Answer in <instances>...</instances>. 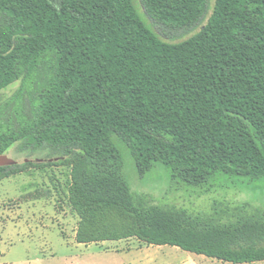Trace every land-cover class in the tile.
<instances>
[{
	"label": "trees",
	"instance_id": "1",
	"mask_svg": "<svg viewBox=\"0 0 264 264\" xmlns=\"http://www.w3.org/2000/svg\"><path fill=\"white\" fill-rule=\"evenodd\" d=\"M138 2L143 13L137 0H0V91L21 81L0 107V155L24 142L72 160L78 199L132 221L103 240L264 262L263 207L152 204L132 192L123 156L187 185L264 178V0ZM17 171L0 166V178Z\"/></svg>",
	"mask_w": 264,
	"mask_h": 264
},
{
	"label": "rangeland",
	"instance_id": "2",
	"mask_svg": "<svg viewBox=\"0 0 264 264\" xmlns=\"http://www.w3.org/2000/svg\"><path fill=\"white\" fill-rule=\"evenodd\" d=\"M137 5L143 13L138 0ZM178 29L169 27L168 34L177 35ZM195 32L168 41L179 42ZM20 87L21 81H16L0 91V107ZM2 118L0 113V123ZM4 154L16 161L10 166H19L20 171L0 178V264H235L207 256L198 259L177 246L153 245L134 236L103 240L129 234L132 221L115 210L94 209L78 199L72 160L24 142ZM123 156L132 192L152 204L194 213L243 202L264 208V178L221 172L202 186L187 185L173 180L165 164L157 162L140 174L132 154L123 149ZM78 238L89 243H79Z\"/></svg>",
	"mask_w": 264,
	"mask_h": 264
},
{
	"label": "water",
	"instance_id": "3",
	"mask_svg": "<svg viewBox=\"0 0 264 264\" xmlns=\"http://www.w3.org/2000/svg\"><path fill=\"white\" fill-rule=\"evenodd\" d=\"M16 164V161L9 158L6 154L0 155V166H10Z\"/></svg>",
	"mask_w": 264,
	"mask_h": 264
},
{
	"label": "crops",
	"instance_id": "4",
	"mask_svg": "<svg viewBox=\"0 0 264 264\" xmlns=\"http://www.w3.org/2000/svg\"><path fill=\"white\" fill-rule=\"evenodd\" d=\"M78 242V241H77ZM80 243V242H79ZM84 244H87V243H84ZM162 246V245H160ZM189 252V251H187ZM189 253H192V252H189ZM194 257L198 258V259H201V257L205 256V255H201V254H197V253H192ZM211 258V257H210ZM203 259V258H202Z\"/></svg>",
	"mask_w": 264,
	"mask_h": 264
}]
</instances>
